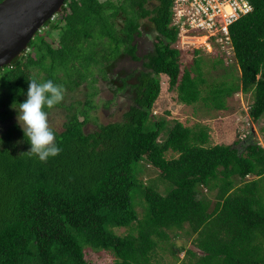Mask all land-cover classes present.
Returning <instances> with one entry per match:
<instances>
[{
  "label": "trees",
  "instance_id": "16d2710c",
  "mask_svg": "<svg viewBox=\"0 0 264 264\" xmlns=\"http://www.w3.org/2000/svg\"><path fill=\"white\" fill-rule=\"evenodd\" d=\"M123 1L67 0L63 14L46 23L50 35L60 29V46L40 33L28 52L0 68V264H103L86 259L88 248L110 251L113 264H158L160 242L171 244L174 229L196 236L203 251L175 248L174 254L190 256L181 264H264V146L250 139L209 144L207 125L190 127L153 114L166 74L185 104L224 110L228 98L250 93V116L262 118L264 0H250L253 10L231 26L234 53L226 58L240 74L230 69L218 77H211L212 69L224 65V58L211 65L199 57L182 69L173 2L155 0L151 21L159 42L148 70L117 89L133 100L124 119L87 132L94 106L87 98L83 107H67L64 130L51 127L57 156L40 161L27 153L31 145L13 121L11 105L27 99L29 79L79 85L87 79L82 69L92 65L108 78L121 47L131 48L140 19L151 14V0ZM121 14L124 32L117 23ZM169 151L176 155L168 158ZM144 162L160 170L165 186L170 184L166 192L139 178ZM202 187L215 193L214 201L201 194ZM115 227L132 231L121 235Z\"/></svg>",
  "mask_w": 264,
  "mask_h": 264
},
{
  "label": "rangeland",
  "instance_id": "374dc122",
  "mask_svg": "<svg viewBox=\"0 0 264 264\" xmlns=\"http://www.w3.org/2000/svg\"><path fill=\"white\" fill-rule=\"evenodd\" d=\"M122 19V17L118 19L119 24L122 23ZM49 27L50 26H48L47 29ZM46 31V28H43L41 30V34H46V39L53 42L54 46H60V31L58 29L53 30L51 35ZM35 39H37V36L33 40ZM185 46L186 45H184V47ZM181 50L183 53V70L189 68L193 64L194 59L199 57H204L211 65L212 61L218 57L225 59L224 65H219L217 69H212L211 77H218L230 69L236 74H240L238 64L234 60L227 59L224 54L218 51L209 54V52H206L205 50H200V53H196V49H193L191 46L181 48ZM27 62H29V60H27ZM34 69L36 71L40 70L38 67H34ZM206 69L207 68H205V71ZM82 70V73H86L87 79L79 85L75 83L69 84V82H66L69 87L64 85L65 87L63 88L65 92V101L63 102L64 106H54L48 111L49 125L57 131L64 130V125L67 121V107L73 106L77 108L79 105H82L83 107L87 98H91L93 101H96L95 103H97L96 106L89 109V116L91 119L85 126V130L87 132L98 129L102 123L107 124L110 122L122 121L124 119L125 112L130 108L131 103H127L128 97H126L127 101L122 100L117 103L119 101L116 99L117 97L114 99V96L109 94L104 87L100 92L92 97V93L96 90L94 89L96 88V84L98 83L100 85H104L105 78L95 65H92L88 71L84 69ZM43 74L44 71L41 72L42 76ZM58 74L65 79L66 76L63 75V71H60ZM95 76L99 77L96 82L94 81V78H96ZM106 83L108 84V82ZM161 83V93L153 109V114L157 118L167 117L169 121L178 119L190 127H194L197 124H205L209 127L211 136L209 144H233L239 139L242 140V142L250 139L251 141H258L264 146V115L256 122L251 118L250 106L253 104L254 98L250 93L244 94L242 92H238L234 96L228 98L227 109L209 110L203 105V103L185 104L181 102L178 98L177 89L170 88L168 75H161ZM106 98L113 99L110 107L103 105ZM13 121H17L16 111L13 116ZM250 133H253V136L251 138H247ZM240 146L241 144L239 147ZM173 155L175 156L176 154H173L171 151L167 153L168 158H171ZM143 168L144 171L140 173L139 178L144 182V184H149L151 181L154 183L157 182L158 186L162 189V192H166L168 190V186H170V184L167 183L168 186H165L164 181L161 180L162 178L158 168L147 164L146 162L143 163ZM201 194H206V196L213 201L215 199V193L208 191L204 187L201 188ZM137 210L139 211L140 216L145 214L144 207L141 203H137ZM114 230L121 235H125L132 231L129 227H115ZM170 235L172 237L170 243L175 245L172 246L168 242L164 241L160 242V248L158 249L155 258V260L158 261V264H181L182 261H188L190 256H188L186 252H183L179 256L174 254L173 250L179 247L191 248L194 252L203 254V251L201 252L195 243L196 236L188 234L186 230L180 231L179 229H174L171 231ZM85 257L87 260L95 263L113 264L115 261L114 255L107 250L94 251L88 248L85 251Z\"/></svg>",
  "mask_w": 264,
  "mask_h": 264
},
{
  "label": "built area",
  "instance_id": "2783aa9c",
  "mask_svg": "<svg viewBox=\"0 0 264 264\" xmlns=\"http://www.w3.org/2000/svg\"><path fill=\"white\" fill-rule=\"evenodd\" d=\"M252 10L250 0H173V24L179 30L177 47L191 46L231 57V26Z\"/></svg>",
  "mask_w": 264,
  "mask_h": 264
},
{
  "label": "water",
  "instance_id": "95a60500",
  "mask_svg": "<svg viewBox=\"0 0 264 264\" xmlns=\"http://www.w3.org/2000/svg\"><path fill=\"white\" fill-rule=\"evenodd\" d=\"M65 2L66 0L0 2V68L11 64L28 49L31 40L46 22L62 12ZM200 251L202 252L201 249Z\"/></svg>",
  "mask_w": 264,
  "mask_h": 264
},
{
  "label": "clouds",
  "instance_id": "9594fccd",
  "mask_svg": "<svg viewBox=\"0 0 264 264\" xmlns=\"http://www.w3.org/2000/svg\"><path fill=\"white\" fill-rule=\"evenodd\" d=\"M27 81V99L14 101L11 108L17 112L18 126L31 145L27 153L37 156L40 161H47L60 152L56 133L49 125L47 110L63 101L64 89L51 79L38 81L33 78Z\"/></svg>",
  "mask_w": 264,
  "mask_h": 264
},
{
  "label": "flooded vegetation",
  "instance_id": "af4514ba",
  "mask_svg": "<svg viewBox=\"0 0 264 264\" xmlns=\"http://www.w3.org/2000/svg\"><path fill=\"white\" fill-rule=\"evenodd\" d=\"M66 2H67V0H66ZM66 2H65V5L62 9V12L57 13L49 21L55 20V19H57V17H59L60 15L63 14L65 7L68 6V3H66ZM126 2L127 1L124 0L121 3L126 4ZM155 2H156L155 0L150 1L151 14L149 16L141 18L137 29H135L133 31L131 48L127 45L122 46L121 56L117 59L115 67L113 68L112 72L108 73L109 77L104 79L105 80L104 85H100L98 83L96 84V86H95L96 88H94V89H96L98 91L95 90L92 93V97L95 94H97L98 92H100L101 89H103V87H104V88H106V90L108 91L109 94L114 96V99H115V97H117L116 99L119 100L117 103L121 102L122 100L127 101L126 97H128L127 103H131L130 107L133 104V100L130 98V96H128L125 92L117 91V89L125 81L133 82V81H135V79L138 78V76H140L142 74L143 71L148 70L146 64H147V62H149L151 56L155 53L156 45L159 42V37H158L159 33L151 21V18L154 15L153 10H154V3ZM127 3H130V2H127ZM134 11H138L140 13V10L135 9ZM121 15H122L121 17L124 18L123 14H121ZM117 23H118V21H117ZM48 26H50V25H48ZM48 26L45 24L41 28V30L43 28H47ZM118 27L121 30V32H124L125 30H127V28L125 27L124 19H122L121 24L118 23ZM41 30L39 32H37L35 37L41 33ZM59 31H60V29H59ZM133 47H135L134 50H132ZM29 49L30 48H28L26 51L28 52ZM95 77H96V79H99V77H97V76H95ZM106 82H108V84ZM107 87H108V89H107ZM64 101L65 100H63V102ZM95 102L96 101L94 100L93 101L94 106H96V104H97ZM112 102H113V99H107L106 98L103 105L106 107H110Z\"/></svg>",
  "mask_w": 264,
  "mask_h": 264
},
{
  "label": "bare ground",
  "instance_id": "6f19581e",
  "mask_svg": "<svg viewBox=\"0 0 264 264\" xmlns=\"http://www.w3.org/2000/svg\"><path fill=\"white\" fill-rule=\"evenodd\" d=\"M172 2H173V0H172ZM173 8V7H172ZM237 22V21H236ZM41 30V29H40ZM39 32V31H38ZM178 32H179V30H178ZM178 40H179V34H178ZM178 40H177V42H178ZM207 52V51H206ZM233 55V54H232ZM231 55V56H232ZM232 60V59H231Z\"/></svg>",
  "mask_w": 264,
  "mask_h": 264
}]
</instances>
